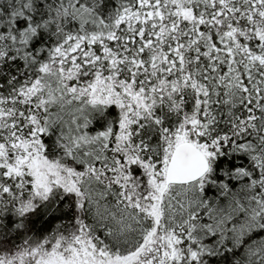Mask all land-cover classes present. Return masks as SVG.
Here are the masks:
<instances>
[{
	"label": "snow or ice",
	"instance_id": "6c2138e0",
	"mask_svg": "<svg viewBox=\"0 0 264 264\" xmlns=\"http://www.w3.org/2000/svg\"><path fill=\"white\" fill-rule=\"evenodd\" d=\"M0 264H264V0H0Z\"/></svg>",
	"mask_w": 264,
	"mask_h": 264
},
{
	"label": "trees",
	"instance_id": "16d2710c",
	"mask_svg": "<svg viewBox=\"0 0 264 264\" xmlns=\"http://www.w3.org/2000/svg\"><path fill=\"white\" fill-rule=\"evenodd\" d=\"M40 225L39 224H37V227H39Z\"/></svg>",
	"mask_w": 264,
	"mask_h": 264
}]
</instances>
